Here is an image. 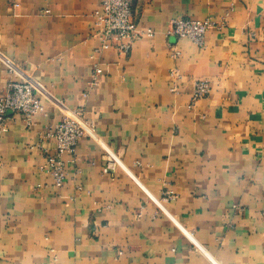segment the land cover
Masks as SVG:
<instances>
[{"label":"crops","instance_id":"0c3cea01","mask_svg":"<svg viewBox=\"0 0 264 264\" xmlns=\"http://www.w3.org/2000/svg\"><path fill=\"white\" fill-rule=\"evenodd\" d=\"M99 4L0 0V96L29 80L45 106L0 132V264H264V0H136L153 34L128 53L97 34ZM178 18L225 25L202 47ZM78 109L94 131L56 187L47 132Z\"/></svg>","mask_w":264,"mask_h":264},{"label":"built area","instance_id":"2783aa9c","mask_svg":"<svg viewBox=\"0 0 264 264\" xmlns=\"http://www.w3.org/2000/svg\"><path fill=\"white\" fill-rule=\"evenodd\" d=\"M136 0H100L99 7L94 12L97 34L104 40L111 39L120 51L128 53L134 41L143 35H152L148 29L140 31L134 15ZM48 12V11H46ZM224 22H216L211 18L193 19L178 18L172 21L171 33L179 39L188 38L199 46L205 45V38L209 30L221 29ZM179 52L175 53V56ZM102 73L100 67H96L92 73V84L96 83ZM171 75L178 76V70L174 69ZM175 90V89H174ZM211 86L208 80H198L195 83L191 103L209 96ZM38 114H45V106L41 96L37 93L34 84L29 80H11L8 82L4 93L0 96V132L8 130V122L12 117L20 116L24 124L29 128L34 124V118ZM94 131L92 122L85 116L82 109L75 110L63 117L62 121L50 126L47 136L53 138L56 145L54 153L45 150L47 160L41 168L49 172L54 179V185L61 187L66 182L65 154H75L80 141L90 137ZM107 165L104 172L109 173L121 166V160L112 151L106 150ZM172 192L167 191L163 200H169ZM161 206L159 201H156Z\"/></svg>","mask_w":264,"mask_h":264}]
</instances>
